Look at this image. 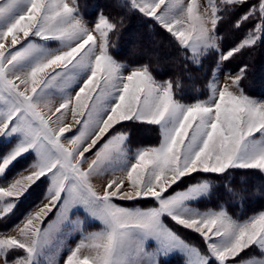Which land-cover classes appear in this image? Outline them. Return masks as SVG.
<instances>
[{"label":"snow or ice","instance_id":"obj_1","mask_svg":"<svg viewBox=\"0 0 264 264\" xmlns=\"http://www.w3.org/2000/svg\"><path fill=\"white\" fill-rule=\"evenodd\" d=\"M125 7L166 32L186 67L213 61L206 100L183 102L180 81L156 79L148 63L125 74L110 52L122 19L101 12L90 26L78 0H0V264H55L61 247L64 264H169L173 256L182 264H264V212L241 221L227 203L201 210L217 196L264 197V188L223 183L234 172L264 173V101L241 87L246 65L223 73L222 86L215 78L264 44V0H207L203 12L196 0ZM226 19L236 36L229 46L219 32ZM69 111L80 125L71 138ZM136 124L158 126L159 143L130 149L127 129ZM22 159L30 163L13 173ZM200 173L211 176L197 180ZM93 177L106 178L102 193ZM40 184L43 201L17 217Z\"/></svg>","mask_w":264,"mask_h":264},{"label":"rangeland","instance_id":"obj_2","mask_svg":"<svg viewBox=\"0 0 264 264\" xmlns=\"http://www.w3.org/2000/svg\"><path fill=\"white\" fill-rule=\"evenodd\" d=\"M69 2H70V0H69ZM80 2H81V5H80ZM126 2H127V0H119L120 5L124 6V7H125ZM183 2L186 4V3H189L190 0H183ZM196 2L200 6V8H199L200 12H203L205 10V8L207 7V0H196ZM78 5H79L80 12L83 14L84 18L89 22L90 26L96 20L98 15L102 12L101 10H98L94 16L90 17L87 15H88V13L91 14L92 8H94V7L90 8L86 4L85 0H78ZM125 8L127 11L129 10L127 7H125ZM111 19L114 20L113 18H111ZM119 20H121V19H119ZM119 28L120 27H118V30H119ZM219 32H220V35L223 37L224 46L231 45L236 39V36L233 34V30H232L230 20L226 19L225 21H223L219 25ZM164 33H166V32H164ZM131 34H133V32H131ZM118 36H119V31H116L114 33H110V42L113 45L112 47H110V52L113 56H114V51H118V49H119V43H118L119 40H117ZM169 38L176 45V43L172 40V38L170 36H169ZM260 45H261L260 50L264 51V44L257 43L254 47L247 49L242 54L237 55L235 58L228 61L226 64V67L221 66L220 70L215 72V78L219 80L221 86L226 81V76L223 73H228V72L235 73L239 70L240 67L246 65L247 66V73H249V74L248 75L246 74V77L241 81V87L244 89L245 93L248 94L249 96H251V97H253L259 101H264V96H255L254 97V96L249 94L248 89H247V85L249 88H252L251 76L253 75V73H255V75L256 74L258 75V72H259L258 67H256V64L253 61L252 57L256 54V50L258 47H260ZM58 46L59 45L57 42H54L52 44V47H58ZM114 58L117 59L122 65H124L125 74H127L128 71H130L131 69L137 67V66L131 65L127 61L120 60V58H118V57L116 58L114 56ZM205 62H207V64H209V65L212 64L211 71L213 72V70L216 68V65L213 63V61L211 59H209V60H206ZM239 62H241V64H239ZM250 64H251V67H250ZM197 67H200V66H197ZM151 69H152V67H151ZM153 71L154 70L152 69V72ZM263 71H264V69H263ZM153 74H154V72H153ZM211 75H212V73H211ZM154 76H155V74H154ZM156 79H158L160 81L169 80V79H160L158 77H156ZM213 79H214V76L212 75L209 81H211ZM258 82H259V85L262 89V92L260 93V95H262V94H264V77H261V80L259 79ZM243 85H245V87ZM182 88H184V86L182 87V85L180 83L179 91ZM189 88H190V86L187 85V89H189ZM207 93H208V95L206 96V98L205 99L200 98V100H206L208 98V96L210 95L208 87H207ZM59 102H60L59 99H56L53 107L54 108L58 107ZM183 102H185V101H183ZM185 103H192V102H185ZM43 111H44L46 118H47L48 117L47 109H43ZM58 115H59V113L54 112L51 115V119L55 120L56 116H58ZM78 119H79V117H78ZM65 125L70 126V130L64 134L65 137L71 138L74 134H78L77 129H79L80 125H78L73 120L70 111L68 112L67 116L65 117ZM117 127H119V125ZM127 131L130 132L129 148L132 149L133 151H135L139 147L149 146V145H152V146L157 145L159 143V140H160L158 126H152V125H147V124H136V125L132 126L131 128L127 129ZM62 141L65 143L66 147L71 149L72 145H70L66 140H63V138H62ZM156 141H157V144H156ZM2 147H3V145H0V148H2ZM93 151H95V149H93ZM85 155L90 156L91 153H85ZM29 163H30L29 159H22L18 163V166H20V169H22L24 167H27V165ZM20 169H17V171ZM86 169H87V164L84 165V170H86ZM247 172H251V173H249V174L247 173V175L244 178V181H247V177L251 176V177H253V180L255 178L254 184L257 188V191L260 190L261 188H264V173L260 172L259 170H247ZM239 175H241L240 172H234L233 175L230 176L228 178V180L225 181L224 183L230 184L231 186H233L237 190L244 189V190L248 191V188H242L241 186H238L235 184V180L239 177ZM194 176L198 180V179H202L205 176L210 177L211 174L200 173V174H194ZM105 179H106L105 177H93L92 183L96 187L98 192L102 193L103 189H102L101 185L104 183ZM221 183H222L221 181H219V182L216 181L215 186L220 192H224V187ZM46 187H47L46 184H40L39 187L34 186V191H32V194L26 200H24V202L19 206L17 217L22 216L24 213H26L30 209H33L35 205L40 204L41 201H43V196H44V192L46 190ZM253 197L254 196H252L250 198H253ZM113 199L116 203H118L122 206H133L136 203L135 201L118 200L116 198H113ZM248 200H250V199L248 198ZM44 202L46 203V201H44ZM245 202L246 201L239 202V201L229 200V198L226 195L224 196V199L221 200L217 196V197H213L211 200L204 201L203 204L201 205V210L214 209L215 205L217 203H227V206L230 209V213L233 214L234 218L240 219L241 221L243 219H247L248 217H251L253 215H258L260 212H264V211L256 212V213L248 215L247 217L246 216H243V217L240 216L242 213H244V215L248 214V212H245V208L248 205ZM54 218L55 217L52 216V219H54ZM171 226H173L179 232V234L182 237H184L185 239L192 241L194 243H199V239L195 234L190 233L187 230H184V229H182L179 226H176L174 224H172ZM98 227H99L98 225H93L89 230H97ZM70 246L74 248L75 243H72ZM67 254H68V247H61L58 251H55L52 254L53 259L55 260V264H64L66 257H67ZM86 254L87 253L84 252L81 255L83 256ZM169 264H182L181 258L179 256L170 257Z\"/></svg>","mask_w":264,"mask_h":264},{"label":"trees","instance_id":"obj_3","mask_svg":"<svg viewBox=\"0 0 264 264\" xmlns=\"http://www.w3.org/2000/svg\"><path fill=\"white\" fill-rule=\"evenodd\" d=\"M85 2L90 8L94 7L92 8L91 14L88 13L87 16H94L98 10H101L109 18H113L114 20L122 19V23L119 24V36L117 39L119 40V49L118 51H114L116 58L118 57L120 60L127 61L134 66L148 63L154 70L153 72L156 77L160 79L179 80L184 88L178 91V95L185 102H195L194 98H206L208 95L207 84L212 76V64L209 65L205 62L202 67H186L182 62L180 50L170 40L169 35L150 24L141 16L129 10L127 11L124 6L120 5L119 0H85ZM260 48L261 45L252 57L256 67H258V75L253 73L251 76L252 88H249L247 85L249 94L254 97L264 96V94L260 95L262 89L258 82L259 79L261 80V77H264V51L260 50ZM187 85L190 86L189 89H187ZM243 86L245 87V85ZM17 169H20L18 164L12 170L13 173ZM247 173L249 174L251 172ZM245 176L239 175L235 180V184L242 188H248L249 192L257 191L254 184L255 178L253 180V177L248 176L247 181H244ZM223 183L221 184L223 185ZM249 199L245 202L248 204L245 208V212H248V214L244 215L242 213L240 215L242 217L264 211V197L254 196Z\"/></svg>","mask_w":264,"mask_h":264}]
</instances>
